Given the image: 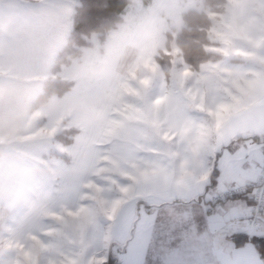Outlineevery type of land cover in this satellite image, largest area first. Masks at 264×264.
Listing matches in <instances>:
<instances>
[{
    "label": "rangeland",
    "instance_id": "obj_1",
    "mask_svg": "<svg viewBox=\"0 0 264 264\" xmlns=\"http://www.w3.org/2000/svg\"><path fill=\"white\" fill-rule=\"evenodd\" d=\"M76 4L77 0H0V152L14 156L25 169L39 170L22 185V200L11 206L0 203V264H95L99 250L104 253L131 235L138 215L132 204V177L137 163L154 156L144 146L169 141L163 139L164 124L168 129L190 127L204 144L199 153L210 155L220 124L207 116L209 105H227L226 115L264 99V0H225L218 11L203 0H130L123 20L105 33L102 43L92 34L80 57L52 72ZM189 9L210 17L208 34L216 44L209 48L225 56L198 70L184 64L174 42L165 48V33L175 37L183 24L181 15ZM162 25L167 26L163 51L171 55L167 74L156 53L122 57L125 46ZM235 30L239 34L228 35ZM238 39L259 47L239 49ZM106 49L113 51L115 60H100ZM232 55L248 60L231 63ZM48 78L73 80L74 85L30 111ZM253 110L252 118L243 119L252 124L245 125L264 132V104ZM85 117L87 126L81 122ZM70 127L78 131L72 143L63 144L56 136ZM227 131L231 138L244 132L235 119ZM232 150L231 158L238 160L241 155ZM91 156L95 168L86 178L67 180L51 171ZM125 186L131 188L127 195L120 191ZM117 200L124 202L113 213ZM118 246L109 252L119 254L123 246ZM231 250L234 258L252 255L257 247L254 242H232Z\"/></svg>",
    "mask_w": 264,
    "mask_h": 264
},
{
    "label": "crops",
    "instance_id": "obj_2",
    "mask_svg": "<svg viewBox=\"0 0 264 264\" xmlns=\"http://www.w3.org/2000/svg\"><path fill=\"white\" fill-rule=\"evenodd\" d=\"M237 32L230 31L228 35ZM243 33L241 30L240 35ZM245 34L249 36V32ZM247 41L252 47L256 46L254 41ZM238 42L239 49H250V44L241 39ZM243 57L247 62L248 57ZM261 104L264 99L254 100L247 107L243 106L244 109L226 112V115L227 105L215 106L219 109H211L209 105L207 116L216 120L221 128L213 134L210 155L199 153L204 144L190 132V127L168 129L164 124L163 139L166 140L168 129L169 141L144 146L154 151V156L137 163L138 171L133 176L132 204L137 207L138 215L131 235L125 243L124 238L114 242L104 253L99 250L98 262H104L109 250L122 244L120 253L116 254L121 264H264V256H260L258 250L252 255L230 258L234 236L245 237L242 246L253 243L256 237H264V214L259 225L253 228L246 223L252 203L249 198L227 199L218 205L211 201L222 189L254 179L264 163V132L255 126H246L248 121L243 120L252 118V114H256L252 113L253 108ZM233 119L244 130L237 138H231L227 131ZM232 147L241 155L238 160L231 158ZM214 167L218 173L210 184ZM201 176L207 179L200 181Z\"/></svg>",
    "mask_w": 264,
    "mask_h": 264
},
{
    "label": "trees",
    "instance_id": "obj_3",
    "mask_svg": "<svg viewBox=\"0 0 264 264\" xmlns=\"http://www.w3.org/2000/svg\"><path fill=\"white\" fill-rule=\"evenodd\" d=\"M130 0H77L72 13L71 27L64 45L57 51L52 72H57L62 66L69 65L75 58L80 57L82 48L90 46L88 38L92 34H98L99 40L104 41L107 31L113 29L123 20V14ZM203 3L213 10H220L225 0H203ZM182 27L175 37L170 32L165 33V48L169 50L174 42L179 49L181 58L190 69L198 70L201 64L208 61H217L225 56L221 52L213 51L209 47L216 44L209 38L208 31L211 26L210 17L203 11L189 9L182 13ZM164 74L168 73L171 66V55L161 52L156 56ZM231 63H242L245 58L242 56H229ZM74 85L73 80L45 79L41 91L35 96L29 105V110H35L45 105L48 99L56 95H64ZM78 131L74 127L63 129L56 138L63 144L72 143V136ZM217 169L214 167L210 175V184H213L217 176ZM243 197V196H242ZM243 235L234 236L236 245L244 243ZM253 242L257 247L260 256H264V237H256ZM100 264H121L116 254L108 253L107 259Z\"/></svg>",
    "mask_w": 264,
    "mask_h": 264
},
{
    "label": "clouds",
    "instance_id": "obj_4",
    "mask_svg": "<svg viewBox=\"0 0 264 264\" xmlns=\"http://www.w3.org/2000/svg\"><path fill=\"white\" fill-rule=\"evenodd\" d=\"M167 28L162 25L158 29L146 32L138 41L125 46L122 51V57L135 54H160L164 50L163 32ZM90 54L86 53L85 56ZM100 60H115V54L111 49H106L99 54ZM81 122L87 126V118H82ZM95 168L94 157H84L75 161L70 167L54 166L51 170L53 174L63 179L72 180L75 178H86ZM38 169L23 168L16 158L8 152H0V203L9 206L24 198L22 185L35 174ZM115 178H120L116 176Z\"/></svg>",
    "mask_w": 264,
    "mask_h": 264
},
{
    "label": "built area",
    "instance_id": "obj_5",
    "mask_svg": "<svg viewBox=\"0 0 264 264\" xmlns=\"http://www.w3.org/2000/svg\"><path fill=\"white\" fill-rule=\"evenodd\" d=\"M247 197L251 200V207L246 217L250 227H257L264 214V163H262L254 179L246 183H237L222 189L212 198L214 205L227 199Z\"/></svg>",
    "mask_w": 264,
    "mask_h": 264
},
{
    "label": "snow or ice",
    "instance_id": "obj_6",
    "mask_svg": "<svg viewBox=\"0 0 264 264\" xmlns=\"http://www.w3.org/2000/svg\"><path fill=\"white\" fill-rule=\"evenodd\" d=\"M164 138H165L166 140L170 139V137H168L167 135H166ZM132 179L135 180V177H132ZM205 179H207L206 176H201L199 180H200V181H203V180H205ZM90 186H91V185H90ZM120 191H121L123 194L127 195V194L131 191V188L128 187V186L121 187ZM123 202H124V201H122V200H117V201H115L114 204H113L112 212L115 213V212L118 210L119 206H120ZM81 211H83V209H81ZM77 214H78V213H72V212H69V213H68V215H70V216H72V215H77ZM111 218H112V216H109V219H111ZM56 219H62V217H60L59 215H56ZM95 264H100V262H95Z\"/></svg>",
    "mask_w": 264,
    "mask_h": 264
}]
</instances>
